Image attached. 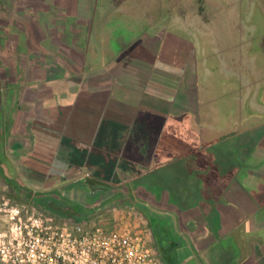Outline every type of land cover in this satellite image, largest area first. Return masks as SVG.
I'll list each match as a JSON object with an SVG mask.
<instances>
[{"label":"rangeland","instance_id":"rangeland-1","mask_svg":"<svg viewBox=\"0 0 264 264\" xmlns=\"http://www.w3.org/2000/svg\"><path fill=\"white\" fill-rule=\"evenodd\" d=\"M1 1L4 2H1V22L13 21L18 16L19 21L27 24L24 11L30 9L27 5L31 2ZM29 1L44 9L40 2ZM59 2H50L61 22L57 28L55 22L50 20V34L56 27L54 41L57 48L55 51L41 48L27 51L33 56L32 60L38 61L29 68L38 71L40 77L52 76L55 72V77L63 79L67 75L84 72L76 78L96 85V80H102L101 76H104V80L112 77L114 83L102 82L91 89L89 83L81 86L76 81L61 88L56 96H46L47 100L39 98L37 133L46 126L59 125L66 119L65 122L68 121L67 125L72 129L80 123L99 125L103 129L99 140L103 143L107 137L106 128L101 126V121L85 118L87 111L93 112L94 109L91 104L82 103L99 102L101 98L98 96H101L110 104L107 110L113 120V128H121L122 123L133 137L137 128L142 129L143 123H150V130L155 132V124L164 127L165 117L169 114L189 112L195 115L199 130L204 132L206 138L221 132L234 133L230 135L236 136L230 140L235 144L240 139L238 134H241L247 144V152L250 145L260 143L261 140H257L264 133V0ZM64 5L74 7L71 9L73 14L75 11L74 20L68 19L70 12ZM7 10L11 12L7 13ZM38 29L42 32L41 37H44L42 34L46 35V27L40 24ZM49 40L52 43V37ZM0 54L3 60L10 62L14 53L2 50ZM51 56L55 60L49 59ZM50 61L54 63L50 64ZM51 67L54 69L50 70ZM11 68L0 63V109L3 111L0 116V145L1 152L4 151L15 165L19 182L27 194L19 195L0 176V202L35 206L33 198L28 195L30 191L33 196L60 191L71 197L72 201L88 205L84 190L64 188L74 180L88 177L92 172L97 173V167L91 169L90 173H86V170L80 171V174L71 171L64 178L51 177L50 173L43 176L26 168L25 158L29 154L48 156V152H45L48 141L43 138L37 143L29 130L18 131L15 127L21 112L28 111V108L19 99L16 105L13 95L8 98L9 80L12 84L15 82ZM47 84L56 85L55 82ZM75 100L79 102L68 106ZM259 125L263 130L255 131L252 128ZM254 133H257L255 139ZM23 146L27 150L32 148L31 152L27 153L26 148L19 151L18 148ZM262 147L264 140L260 143ZM34 176L41 180L37 181ZM134 190L135 203L142 201L151 210L174 218L179 240L190 249V253H185L183 263L187 264L192 257L202 259L205 264L210 263L205 252L200 250L201 254L197 253L201 243L196 241L200 230L196 223L203 220L198 219L203 217V209H181L172 202L166 191L151 192L144 187ZM127 194L125 186L102 194L88 206L104 208L88 220L110 229L129 227L152 233L145 215L131 204ZM50 216L60 223L72 221L56 214ZM197 261L188 264H201Z\"/></svg>","mask_w":264,"mask_h":264},{"label":"trees","instance_id":"trees-1","mask_svg":"<svg viewBox=\"0 0 264 264\" xmlns=\"http://www.w3.org/2000/svg\"><path fill=\"white\" fill-rule=\"evenodd\" d=\"M82 103L93 106L95 111H87L85 118L101 121V126L107 131L105 141L100 143L102 128L99 125L80 123L74 131L65 119L59 125L46 126L38 133L34 131L35 142L43 138L48 141L45 150L48 156L35 152L29 154L25 158L26 168L43 176L50 173L51 177L64 178L71 171L80 174V171L86 170V173H90L91 169L97 167V173L92 172L88 177L74 180L64 189L84 190L87 203L91 205L102 194L125 186L131 204L148 220L156 250L164 264H184L185 253H190V249L179 240L174 218L151 210L142 201L135 203L134 189L144 187L151 192L166 191L172 202L181 209L196 208L207 200L208 188L219 179H227L228 176H222L224 172L230 173L239 168V154L230 140L236 134L232 137V133L221 132L206 138L204 132L199 130L195 115L186 112L169 114L165 117L164 127L155 124V132L150 130V123H141L142 129L137 128L134 135L137 140L129 135L131 132L125 130L122 123L121 128H113L114 123L107 110L108 102ZM81 114L78 116L81 117ZM1 149L0 145V176L19 195L25 196L27 192L19 182L15 165ZM33 178L41 180L38 176ZM28 195L33 198L37 208L75 222H84L104 208L72 201L71 197L60 191L35 196L30 191ZM217 255L208 264H237L236 255Z\"/></svg>","mask_w":264,"mask_h":264},{"label":"crops","instance_id":"crops-1","mask_svg":"<svg viewBox=\"0 0 264 264\" xmlns=\"http://www.w3.org/2000/svg\"><path fill=\"white\" fill-rule=\"evenodd\" d=\"M62 1L60 0L58 4ZM1 2L3 1L0 0V12ZM28 2H31L30 5H27L30 9L24 11L27 14L25 16L28 19L26 20L27 24L19 21L18 16L13 21L1 22L3 16L0 13V52L10 50L14 53L10 62L7 59L3 60L0 54V63L5 64L6 67H12L11 72L15 75L14 84L9 80L10 84L7 85L8 98L10 99L13 95L16 105L17 99H19L28 108V111L21 112L22 115L17 118L20 122L18 121L15 127L18 131L29 130V134L34 137V131L38 129L36 114L39 98L47 100L46 96H56L61 88L71 82L78 81L81 86H86L89 83L92 89V87H98V84L100 85L102 82L109 83L112 81V77L110 80H104V76H101L102 80H96L97 84L95 85L92 84L93 82L76 78L78 75L81 77L84 72L67 75L66 78L61 79L57 78L58 76L55 77V72L52 76L49 75L50 77H40L38 71L30 69L29 66H33V63L38 64V61L32 60L33 56L27 51L40 48L55 51L57 48L54 41L56 27L59 28L61 22L53 12L55 8L50 3H54V0H35V2L41 3V7L44 8L42 10L38 8V5L32 4L33 1L28 0ZM66 6L64 5L70 12L68 19L74 20L76 15H74L75 11H73L74 14L72 13L73 6ZM6 12L9 13L11 10ZM51 19L52 23L55 22L54 26L56 27L50 34ZM40 24L42 27H46V30L44 29L46 35L42 34L44 37H41L42 32L38 29ZM50 37H52V43L49 42ZM51 55L53 56V53ZM52 56L49 59H54ZM53 63L50 61V64ZM52 69L54 68L51 67L50 70ZM61 74L63 75V73ZM50 82H55L56 85H48L47 83L50 84ZM98 98H101L99 102H108L101 96ZM78 102L75 100L68 106L76 105ZM2 114L3 111L0 109V116ZM252 128L255 131L263 130L261 125ZM252 135H254V139L257 137V133ZM237 137H240L239 142L233 143V146L239 154L241 162L239 168L230 173L224 172L222 176H228L227 179H219L211 188H208L207 200L196 207L204 210L203 217L198 218L203 220L196 223L200 227L196 241L201 243L197 253L201 254L200 250H202L209 260L216 254L228 253L231 256H237V264H264V148H260V143L264 140V133L259 135L257 142L261 141L257 146L250 145L249 152L245 151L247 144L243 141L242 135L238 134ZM19 148V151L26 148L27 153L32 150V148L27 150L26 146ZM222 242H226V244H222ZM195 260H198L197 263L203 264L202 259L199 260L195 257H192L188 263Z\"/></svg>","mask_w":264,"mask_h":264},{"label":"built area","instance_id":"built-area-1","mask_svg":"<svg viewBox=\"0 0 264 264\" xmlns=\"http://www.w3.org/2000/svg\"><path fill=\"white\" fill-rule=\"evenodd\" d=\"M0 264H164L148 230L57 222L35 206L0 202Z\"/></svg>","mask_w":264,"mask_h":264}]
</instances>
